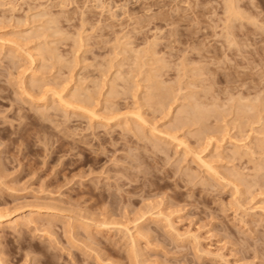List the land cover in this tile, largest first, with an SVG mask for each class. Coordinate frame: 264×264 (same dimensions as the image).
<instances>
[{"label": "rangeland", "instance_id": "obj_1", "mask_svg": "<svg viewBox=\"0 0 264 264\" xmlns=\"http://www.w3.org/2000/svg\"><path fill=\"white\" fill-rule=\"evenodd\" d=\"M0 2V264H264V0Z\"/></svg>", "mask_w": 264, "mask_h": 264}, {"label": "bare ground", "instance_id": "obj_2", "mask_svg": "<svg viewBox=\"0 0 264 264\" xmlns=\"http://www.w3.org/2000/svg\"><path fill=\"white\" fill-rule=\"evenodd\" d=\"M0 3H4V2H0ZM226 3H227V2H226ZM229 4H230V3H229ZM231 4H232V3H231ZM236 4H237V3H236ZM228 6H229V5H227V7H228ZM232 6H233V5H232ZM14 8H15V7H14ZM229 8H230V7H229ZM227 9H228V8H227ZM13 10H14V9H13ZM226 12H227V11H226ZM229 13H230V12H229ZM238 13H239V12H238ZM239 15H240V13H239ZM240 16H241V15H240ZM169 18H170V17H169ZM231 18H232V17H231ZM229 20H230V19H229ZM55 22H56V21H55ZM42 34H43V33H42ZM29 35H30V34H29ZM36 35H37V34H36ZM229 35H230V34H229ZM38 36H39V35H38ZM228 37H229V36H227V38H228ZM79 38H80V37H79ZM79 38H78V39H79ZM26 39H27V38H26ZM78 39H77L76 41L80 42ZM75 43H76V42H75ZM229 45H230V44H229ZM232 45H233V44H232ZM119 46H120V45H119ZM127 46H128V44H127ZM39 47L41 48V45L38 46V48H37V50H36V51H38V54H39V53H42L43 50H44V53H48V52H49V53H48L49 55L47 54V56H49V57H50V56H52V57L55 56L54 54H52L54 49H53L52 51H50L49 49H43V48L40 49ZM42 47H44V46H42ZM44 48H45V47H44ZM46 48H47V47H46ZM116 48H117V47H116ZM123 48H124V47H122V49H123ZM39 49H40V50H39ZM128 49H129V48H128ZM30 50H31V49H30ZM41 50H42V51H41ZM45 50H48V51L45 52ZM126 50H127V49H126ZM126 50H124V52H126ZM136 50H137V49H136ZM136 50H134V51H136ZM201 50H202V49H201ZM201 50H200V51H201ZM9 51H11V50H9ZM26 51H27V50H26ZM137 51H138V50H137ZM7 52H8V51H7ZM31 52H32V51H31ZM33 52H34V51H33ZM51 52H52V53H51ZM127 52H128V51H127ZM129 52H130V51H129ZM132 52H133V51H132ZM9 53H12V52H9ZM35 53H36V52H35ZM44 53H42L41 55L43 56ZM50 53H51L52 55H51ZM130 53H131V52H130ZM138 54H139V52H138ZM152 54H153V53H152ZM208 54H209V53H208ZM215 54H216V53H215ZM29 55H30V54H28V57H29ZM33 55L36 56V57H33ZM33 55H32V58H34V60H35V62H36V59H35V58H37V56L39 57V55H35V54H33ZM8 56H9V60H11V59L14 60V59H15L14 57H13V58H10V55H8ZM12 56H14V55H12ZM42 56H41V57H42ZM45 56H46V54L44 55V57H45ZM47 56H46V57H47ZM30 57H31V56H30ZM44 57H43V58H44ZM55 57H57V56H55ZM32 58H30V59H32ZM138 58H139V57H138ZM6 59H7V58H6ZM47 59H48V58H47ZM49 59H50V58H49ZM199 59H200V58H199ZM208 59H209V58H208ZM34 60H33V61H34ZM123 60H124V59H123ZM157 60H158V59H157ZM157 60H156V61H157ZM223 60H224V59H223ZM213 61H214V60H213ZM220 61H221V60H220ZM12 62H14V61H11V63H12ZM31 62H32V61H31ZM37 62H38V59H37ZM120 62H122V59H121ZM203 62H205V61H203ZM154 63H157V62H154ZM36 64H37V63H36ZM134 64H135V63H134ZM183 64H184V63H183ZM219 64H220V62H219ZM219 64H218V65H219ZM160 65H161V64H160ZM160 65H159V66H160ZM184 65H185V64H184ZM120 66H121V65H120ZM122 66H123V65H122ZM157 68H159V67H157ZM192 69H193V68H192ZM196 69H197V68H196ZM6 71H8V70H6ZM148 71H149V72H147V73H148L149 75L146 74L147 76L145 75V78H144V79H145L146 81H150V82L153 81V79H154V81H153V83L151 84V86H148V85H147V86H145V87H148L147 89H150V90H151V89H154V90H153V92L150 91L149 94H148V91H149V90H147V92H145L144 95L146 96V94H147V96H146L145 98H146V99H149L150 102H151V104H153V106H154V104L159 105V104L162 102L161 99H162V98L165 99L164 97H166L167 92H169V90H172V89L170 88L169 90H167V88H166L167 91H166V92H163V91L161 90V89H162V88H161V84H163L162 82H164V81L159 80V78H157L158 80L155 79L156 77H160V74H158V73L156 74V72H155L156 75L153 74V73H154V72H152L153 69H152V71H151V70H148ZM157 71H158V70H157ZM202 71H203V70H202ZM159 72H160V71H159ZM199 72H200V71H199ZM22 73H24V71H23ZM25 73H26V71H25ZM121 73H122V72H121ZM152 74H153V75H152ZM10 75H11V74H10ZM20 75H21V74H20ZM34 75H35V74H34ZM150 75H152V76H150ZM158 75H159V76H158ZM17 76H18V74H17ZM30 76H33V74L30 75ZM21 77H22V78H25V77H23V76H21ZM122 77H123V76H122ZM146 77H147V78H146ZM15 78H18V77H15ZM161 78H162V76H161ZM161 78H160V79H161ZM18 79H19V78H18ZM147 79H148V80H147ZM15 80H17V79H15ZM31 80L33 81V79H31ZM94 80H95V79H94ZM94 80H93V81H94ZM24 81H26V80H23V82H21V79H19V80L17 81V82H18L17 85H18V84L20 85V84L22 83L21 86H19V85H18V86H19L20 88H23V85L25 86V83H27V82L24 83ZM32 81H31V82H32ZM160 81H162V82H160ZM29 82H30V81H29ZM31 82H30V83H31ZM30 83H28V84H29V85H32V84L34 85V84H35V83H31V84H30ZM98 83H99V82H98ZM98 83H97V84H98ZM148 83H149V82H148ZM164 83H165V82H164ZM97 84H96V85H97ZM149 85H150V84H149ZM187 85H188V84H187ZM27 86H28V85H27ZM27 86H25L24 89H27ZM34 86H35V85H34ZM89 86H90V85H89ZM111 86H112V85H111ZM243 86H244V85H243ZM91 87H93V86H91ZM94 87H95V86H94ZM124 87H125V86H124ZM185 87H186V86H185ZM196 87H197V86H196ZM113 88H114V87H111V90H113ZM115 88H116V87H115ZM187 88H188V87H187ZM82 89H83V88H82ZM84 89H85V88H84ZM88 89H89V88H88ZM125 89H126V87H125ZM179 89H180V88H178V90H179ZM184 89H185V88H184ZM78 90H79V89H78ZM159 90L162 91V93H164V94L159 93V92H160ZM180 90H182V89H180ZM22 91H24V90H22ZM75 91L77 92V90H75ZM80 91L82 92L81 89H80ZM86 91H87V90H86ZM88 91H89V90H88ZM24 92H26V93L28 92L27 95L30 94L28 90H26V91H24ZM78 92H79V91H78ZM84 92H85V91H84ZM178 92H179V91H178ZM262 92H263V90H262ZM26 93H25V94H26ZM79 93H80V92H79ZM79 93H78V94H79ZM87 93H88V92H87ZM89 93H90V92H89ZM172 93H173V92H172ZM23 94H24V93H23ZM58 94H59V92H58ZM58 94L55 93L54 95H57V96H58ZM76 94H77V93H76ZM90 94H91V93H90ZM90 94H89V96H90ZM190 94H191V93H189V96H190ZM30 95H31V94H30ZM30 95H29V96H30ZM74 95H75V94H74ZM82 95H83V93H82ZM84 95H85V96L83 97L84 99H82V96L79 95L80 98L78 97L79 99H77L75 102H76V103L83 104V105L85 104V105H88V106H89V105L92 103V101L90 100L91 96H90V97L87 96L86 92H85ZM144 95H143V96H144ZM168 95H169V93H168ZM192 95H193V93H192ZM192 95H191V96H192ZM195 95H196V94H195ZM86 96H87V97H86ZM162 96H164V97H162ZM184 96H185V95H184ZM184 96H183V97H184ZM207 96H208V95H207ZM217 96H218V95H217ZM75 97H76V96H75ZM85 97H86V98H85ZM167 97H168V96H167ZM167 97H166V98H167ZM58 98H59V100L66 102V105H65L64 102H63V104H64V105L62 104L63 107L66 106V108H67V106H70V108L74 109V111L77 110V109H79L78 111H81L82 109H85V108L87 107V106H86L85 108H83V106L81 107V106H79V105L71 104V103H69V100L66 101V100H65L66 98L64 99V96H62V95H59ZM145 98L142 97V99H144V100H141V101L144 102V101H145ZM177 98H178V97H177ZM184 98H185V97H184ZM184 98H183V99H184ZM216 98H217V97H216ZM32 99H33V98H32ZM62 99H63V100H62ZM75 99H76V98H75ZM91 99H93V98H91ZM190 99H191V98H190ZM196 99H197V98H196ZM219 99H220V98H219ZM228 99H230V98H228ZM29 100H30V99H29ZM149 100H146L145 103H150ZM165 100H166V99H165ZM165 100H163V102H165ZM173 100H174V99H173ZM173 100H172V102H173ZM185 100H186V98H185ZM187 100H188V99H187ZM231 100H232V99H231ZM231 100H230V101H231ZM256 100H257V99H256ZM147 101H148V102H147ZM152 101H153V102L155 101L156 103H155V102L152 103ZM159 101H160V102H159ZM167 101H168V100H167ZM176 101H177V100H176ZM222 101H223V100H222ZM238 101H239V99H238ZM31 102H32V101H31ZM45 102H46V101H45ZM57 102H58V101H57ZM67 102H68L69 104H68ZM158 102H159V103H158ZM34 103H36V102H34ZM58 103H59V102H58ZM58 103H57V104H58ZM169 103H171V102H169ZM206 103H207V102H206ZM206 103H205V104H206ZM259 103H260V102H259ZM38 104H39V103H38ZM38 104H36V105H38ZM54 104H55V103H54ZM57 104H56V105H57ZM92 104H93V103H92ZM219 104H220V103H219ZM242 104H243V103H241V104L239 105V107H240ZM244 104H245V103H244ZM248 104H249V103H248ZM253 104H254V103H253ZM144 105H146V104H143V106H144ZM167 105H168V103H167ZM201 105H202V104H201ZM256 105H257V104H256ZM30 106H31V105H30ZM40 106H41V105H40ZM44 106H45V105H44ZM78 106H79V107H78ZM150 106H152V105H150ZM159 106H160V105H159ZM159 106H158V107H159ZM162 106H163V103H162ZM223 106H224V105H223ZM155 107H156V106H155ZM160 107H161V106H160ZM160 107H159V109H160ZM191 107L194 108V106H192V105H191ZM199 107H200V106H199ZM241 107H242V106H241ZM241 107H240V108H241ZM244 107H245V106H244ZM32 108H33V107H32ZM51 108H52V107H51ZM64 108H65V107H64ZM87 108H88V107H87ZM140 108H142V107H140ZM201 108H202V107H201ZM208 108H210V107L208 106ZM56 109H57V108L54 107V110H56ZM152 109H153V108H152ZM197 109H198V108H197ZM199 109H200V108H199ZM199 109H198V110H199ZM218 109H219V108H218ZM243 109H244V108H243ZM246 109H247V107H246L244 110H246ZM86 110H87V109H86ZM86 110H85V112H86ZM187 110H188V109H187ZM49 111H50V110H49ZM74 111H73V112H74ZM78 111H77V112H78ZM138 111H139V110H138ZM178 111H179V110H178ZM200 111H201V110H200ZM40 112H41V111H40ZM83 112H84V111H83ZM247 112H248V111H247ZM249 112H250V111H249ZM251 112H252V110H251ZM261 112H262V111H261ZM87 113H88V112H87ZM220 113H221V112H220ZM239 113H240V114H241V113H244V118H245V116H247V115H245V114H247V113L243 112V110H242V112H239ZM256 113H257V112H256ZM89 114H90V112H89ZM91 114H93V116L95 115L94 112H91ZM209 114H210V113H209ZM211 114H212V113H211ZM249 114H250V113H249ZM258 114H259V113H258ZM56 115H57V114H56ZM143 115H144V114H143ZM199 115H201V117H199ZM202 115H203V114L201 113V114H198V115H196V116H198L199 118L202 119V118H203ZM255 115H256V114H255ZM51 116H52V115H51ZM93 116H92V117H93ZM136 116H138L139 118H141L140 114H139V115L136 114ZM55 117H56V116H55ZM99 117H100V116H99ZM198 117H197V119H199ZM255 117H256V116H255ZM259 117H260V115H259ZM139 118H138V119H139ZM242 118H243V117H242ZM246 118H247V117H246ZM253 118H254V117H253ZM263 118H264V117L262 116V119H263ZM89 119H90V118H89ZM98 119H99V118H98ZM141 119H142V118H141ZM141 119H140V121H141ZM197 119H196V120H197ZM136 120H137V119H136ZM143 120H144L145 123H147V122H146V119H143ZM143 120H142V121H143ZM235 120H236V119H235ZM245 120H246V119H245ZM127 121H128V120H127ZM140 121H139V122H140ZM197 121H198V120H197ZM199 121H202V120L199 119ZM263 121H264V120H263ZM247 122L250 123V122H253V121H249V119H248ZM259 122H260V121H259ZM141 123H142V122H141ZM145 123H144V124H145ZM198 123H199V122H198ZM127 124H128V123H127ZM182 124H183V123H182ZM238 125H239V124H238ZM253 125H254V124H253ZM125 126H126V125H125ZM125 126H124V128H125ZM182 126H184V125H182ZM226 126H227V125H226ZM127 127H128V126H127ZM218 127H219V126H218ZM122 128H123V127H122ZM226 128H227V127H226ZM151 129H152V128H151ZM153 129H155V128H153ZM214 129H215V128H214ZM224 129H225V127H224ZM245 129H246V128H245ZM136 130H137V129H136ZM139 130H141V129H139ZM211 130H212V129H211ZM254 130H255V129H254ZM257 130H258V129H257ZM126 131H127V130H126ZM153 131H154V130H153ZM217 131H218V130H217ZM225 131H226V130H225ZM250 131H251V130H250ZM139 132H142V131H139ZM150 132H151V131H150ZM254 132H256V131H254ZM204 133H205V132H204ZM244 133H245V132H244ZM261 133H262V132H261ZM143 134H144V133H143ZM154 134H155V133H154ZM242 134H243V133H242ZM248 134H249V133H248ZM256 134H257V133H255V135H256ZM138 135H139V134H138ZM140 135H141V134H140ZM170 135H171V134H170ZM170 135H168V136H170ZM234 135H235V134H234ZM258 135H259V134H258ZM145 136H146V135H145ZM246 136H247V135H246ZM262 136H263V135H262ZM171 137H173V136H171ZM174 137H175V135H174ZM237 137H238V136H237ZM260 137H261V136H260ZM175 139H176V138H175ZM175 139H174V141H175ZM229 139H230V138H229ZM178 140H179V139H178ZM178 140H176V141H178ZM222 140H223V139H222ZM224 140H225V139H224ZM247 140H248V138H247ZM179 141H180L181 143H184V142H182L181 140H179ZM261 141H262V140H261ZM263 141H264V140H263ZM180 142H179V144H180ZM251 142H252V141H251ZM151 143H152V142H151ZM158 143H159V142H158ZM263 143H264V142H263ZM263 143H262V144H261V143H260V144H259V143H256L255 145L258 146V144H259L260 147H259V146H258V147L261 148V149L263 150V149H264V144H263ZM177 145H178V144H177ZM245 145H246V144H245ZM246 146H247V145H246ZM153 147H154V146H153ZM153 147H152V148H153ZM236 147H238V146H236ZM248 147H249V146H248ZM245 148H246V147H245ZM160 149H162V148H160ZM190 149H191V148H190ZM234 149H235V150H234ZM243 149H244V148H243ZM248 149H249V148H248ZM163 150H164V149H163ZM233 150L235 151V152L233 151V152H234V155H235V153H236V155L239 156V158H240V156L244 158L245 156H246V157L249 156L251 153H252V154L255 153V152L253 153V151H252V150H254L253 148H252V150H251V148H250V150L245 149L244 151H241V148H240V149L233 148ZM249 151H251V152L249 153ZM254 151H255V150H254ZM257 151H258V150H257ZM220 154H223V153H220ZM230 154H231V153H230ZM257 154H258V153H257ZM194 155H195V152H194ZM227 156H228V155H227ZM229 156H230V155H229ZM237 156H236V157H237ZM198 157H199V156H198ZM249 157H250V156H249ZM251 157H252V156H251ZM261 157H262V156H261ZM199 158H201V157H199ZM231 158H232V157H231ZM234 158H235V157H234ZM200 160H202V159H200ZM250 160L252 161L251 158H250ZM247 161H249V158H248ZM202 162H203V160H202ZM205 162H206V161H205ZM205 162H204V164H206V165H204V164H203V165L206 166V167H208V169L210 170V169H211V167L209 168L210 165L207 164L208 162H206V163H205ZM249 162H250V161H249ZM210 163H211V162H210ZM251 164H252V163H251ZM254 164H255V161H254ZM254 164H252V165L254 166ZM261 167H262V166H261ZM0 168H1V167H0ZM213 168H214V167H212V169H213ZM253 168H254V167H253ZM262 168H263V167H262ZM262 168H261V169H262ZM206 169H207V168H206ZM208 169H207V170H208ZM212 169H211V171H212ZM0 170H1V169H0ZM213 170H214V169H213ZM213 172H214V171H213ZM1 174H2V173H1ZM1 174H0V175H1ZM215 174H216V173H215ZM185 175H186V173H185ZM185 175H184V176H185ZM190 176H191V175H190ZM190 176H189V177H190ZM188 179H189V178H188ZM190 179H191V178H190ZM191 180H192V179H191ZM188 182H189V181H188ZM260 206H261V205H260ZM261 209H263V208H261ZM262 211H264V209H263ZM0 214H1V213H0ZM160 214H161V212H160ZM2 215H3V214H2ZM157 215H158V214H157ZM162 215H163V214H162ZM28 216H29V215H28ZM30 216H31V215H30ZM2 217H4V216H2ZM165 217L167 218V216H165ZM148 218H149V217H148ZM167 220H168V219H167ZM0 221H1V216H0ZM17 221H18V222L14 221L15 224H14V225H11V226H9V227H17V228H18L19 224H22V225H23V223H24V222H22L21 220H20V222H19V220H17ZM103 222H104V221H103ZM105 222H106V221H105ZM33 223H34V222H33ZM169 223H170V222H169ZM169 223H168V224H169ZM10 224H11V223H10ZM10 224H8V225H10ZM25 224H27V223L25 222ZM103 224H104V226H106L105 223H103ZM103 224H102V225H103ZM0 225H1V224H0ZM2 225H3V224H2ZM107 225H108V224H107ZM168 226H169V225H168ZM170 226H171V223H170ZM21 227H22V226H21ZM21 227H20V228H21ZM100 227H101V226H100ZM71 228H72V227H71ZM170 228H171V227H170ZM14 230H15V229H14ZM127 230L129 231V229H127ZM128 231H127V232H128ZM142 233H143V232H142ZM125 234H126V233H125ZM131 240H132V239H131ZM132 241H133V240H132ZM137 244H138V243H137ZM131 250H132V249H131ZM133 250H134V249H133ZM1 252H2V251H1ZM131 252H132V251H131ZM138 252H139V251H138ZM135 253H136V252H135ZM132 254H134V253H132ZM134 255H136V254H134ZM136 256H137V255H136ZM134 257H135V256H134ZM136 258H137V257H136ZM136 258H135V259H136ZM133 259H134V258H133ZM136 260H137V259H136ZM98 261H99V260H98ZM137 261H138V260H137Z\"/></svg>", "mask_w": 264, "mask_h": 264}]
</instances>
